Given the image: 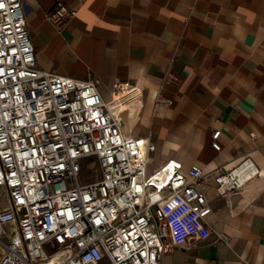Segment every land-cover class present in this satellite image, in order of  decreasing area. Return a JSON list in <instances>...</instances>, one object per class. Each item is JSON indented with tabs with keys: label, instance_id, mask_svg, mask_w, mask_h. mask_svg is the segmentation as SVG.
<instances>
[{
	"label": "crops",
	"instance_id": "obj_1",
	"mask_svg": "<svg viewBox=\"0 0 264 264\" xmlns=\"http://www.w3.org/2000/svg\"><path fill=\"white\" fill-rule=\"evenodd\" d=\"M58 3L77 12L61 31L46 19ZM23 9L37 67L93 80L105 104L121 101V130L154 147L149 173L168 160L185 171L256 167L227 197L205 180L212 214L173 222L161 264H264V0H23Z\"/></svg>",
	"mask_w": 264,
	"mask_h": 264
},
{
	"label": "built area",
	"instance_id": "obj_2",
	"mask_svg": "<svg viewBox=\"0 0 264 264\" xmlns=\"http://www.w3.org/2000/svg\"><path fill=\"white\" fill-rule=\"evenodd\" d=\"M0 5V264H161L175 247L173 222L212 214L206 179L227 197L255 177L248 168L242 185L232 177L248 159L210 171L168 160L149 173L153 145L121 130L95 81L39 69L23 0ZM76 15L58 3L46 19L61 31ZM85 159L94 180H80Z\"/></svg>",
	"mask_w": 264,
	"mask_h": 264
},
{
	"label": "bare ground",
	"instance_id": "obj_3",
	"mask_svg": "<svg viewBox=\"0 0 264 264\" xmlns=\"http://www.w3.org/2000/svg\"><path fill=\"white\" fill-rule=\"evenodd\" d=\"M118 96L119 95H117L116 97H115V100H117V101H119V99H118ZM120 103H121V106L117 103V102H115L114 101V107L115 108H117V111L119 112V113H121L122 112V106L124 105L121 101H119ZM248 168V171H249V174L248 175H253V176H257L258 175V171H257V169H256V167L254 166V165H252V164H250V163H248L247 165H246V167L244 166V167H242V168H240V169H238V170H236L234 173H233V175H232V177L233 178H236V180H237V183L239 184V185H242L243 183H244V180H245V173H247L245 170ZM231 180L232 179H229L228 181H229V184L231 183ZM246 185V184H245ZM177 202V201H176ZM175 202V203H176ZM177 212L178 213H185L186 212V208H185V206L183 205V204H181V203H179L178 205H177Z\"/></svg>",
	"mask_w": 264,
	"mask_h": 264
},
{
	"label": "rangeland",
	"instance_id": "obj_4",
	"mask_svg": "<svg viewBox=\"0 0 264 264\" xmlns=\"http://www.w3.org/2000/svg\"><path fill=\"white\" fill-rule=\"evenodd\" d=\"M91 159H85L82 161V172L80 176L81 181L94 180L97 177L96 167L92 165ZM5 203V197L0 193V207H3Z\"/></svg>",
	"mask_w": 264,
	"mask_h": 264
},
{
	"label": "snow or ice",
	"instance_id": "obj_5",
	"mask_svg": "<svg viewBox=\"0 0 264 264\" xmlns=\"http://www.w3.org/2000/svg\"><path fill=\"white\" fill-rule=\"evenodd\" d=\"M0 7H2V5H0Z\"/></svg>",
	"mask_w": 264,
	"mask_h": 264
}]
</instances>
